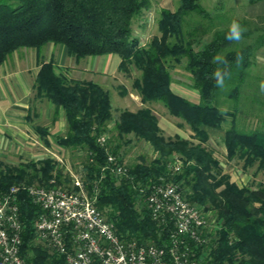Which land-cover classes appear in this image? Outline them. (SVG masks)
I'll return each instance as SVG.
<instances>
[{"label":"trees","instance_id":"16d2710c","mask_svg":"<svg viewBox=\"0 0 264 264\" xmlns=\"http://www.w3.org/2000/svg\"><path fill=\"white\" fill-rule=\"evenodd\" d=\"M200 1L180 0L176 10L164 9L158 22L161 36L145 46L135 35L134 25L150 8L151 0L0 2V68L19 49L50 44L65 46L68 55L77 60L120 56L119 71L130 73L134 68L140 73L133 87L144 106L136 112L124 110L115 118L111 95L103 86L57 73L53 59L41 64L33 87L35 99L52 103L56 115L64 112L67 131L56 143L82 155V174L77 176L88 194L96 197L95 205L125 238L159 245L167 241L170 227L153 220L138 187L161 178L181 183L187 201L213 212L220 225L207 256L199 252L202 264H264V183L255 188V183L240 187L232 182L222 174L220 161L207 145L210 131L222 133L229 162H243L245 169L256 166L255 175L264 174V76L252 72L258 52L264 49V17L234 16L229 24L209 22L187 28L190 15L209 16ZM233 21L245 29L241 40H247V45L222 54L235 43L225 38ZM218 55L228 63L214 62ZM183 64L199 93L198 101L173 90L172 71ZM216 70L229 73L223 88L212 78ZM220 92L234 102L232 108L222 109L223 99L219 107L216 98ZM152 104L162 105L168 116L188 125L193 138H166ZM36 131L49 145L48 131L41 126ZM102 134L109 137L104 147L97 142ZM134 140L149 143L158 157L151 162L142 158L129 167L120 152ZM174 154L184 162L183 171L175 176L168 165ZM109 155L126 165L128 178H117L107 170ZM62 160L64 164L52 158L17 166L0 163V195L15 185L49 188L52 180L68 188L64 182L68 178L71 183L73 178L64 172L67 159ZM18 196L22 257L29 264H63L36 240L34 224L42 208L24 189Z\"/></svg>","mask_w":264,"mask_h":264},{"label":"built area","instance_id":"2783aa9c","mask_svg":"<svg viewBox=\"0 0 264 264\" xmlns=\"http://www.w3.org/2000/svg\"><path fill=\"white\" fill-rule=\"evenodd\" d=\"M108 135L97 142L105 146ZM58 162L64 164L62 158ZM175 158L169 165L172 175L182 171ZM117 178H128L129 171L114 155L108 156L107 170ZM72 187L57 185H15L0 195V264H29L21 255L22 221L19 192L24 189L42 214L34 224L36 240L63 260V264H202L207 247L220 225L209 219L202 206L187 201L181 183L161 178L140 184L139 195L154 221L169 226L162 244L140 243L117 232L115 224L95 205L82 181L69 167Z\"/></svg>","mask_w":264,"mask_h":264},{"label":"rangeland","instance_id":"374dc122","mask_svg":"<svg viewBox=\"0 0 264 264\" xmlns=\"http://www.w3.org/2000/svg\"><path fill=\"white\" fill-rule=\"evenodd\" d=\"M10 1L14 2L15 0H0V2H6V3H10ZM234 2L238 3L239 0H226V1L201 0L200 4L202 5L203 8H205L208 11L209 16L206 19L203 17H198L197 14H192L187 18L185 22V26H187L188 28L189 25L194 26V25H198L199 23L205 25L208 24L209 22L210 24L219 23V22L229 24L234 16L244 18L242 10L238 11L236 9L237 7L235 6L236 4L232 5V3ZM179 5H180V0H151L150 8L143 12L142 16L135 22L134 25V33L136 36L140 38L143 46L150 44L155 37L161 36L158 25L159 19L161 17V12L164 9L176 10L179 7ZM233 7L235 9H233ZM209 37L211 36L209 35L205 39L207 40ZM245 45H247V40H240L239 42H235L233 45H231L226 50H224L222 54H226L228 51L231 50L240 49ZM54 46H55L54 56H58L57 55L58 48L56 45ZM50 47L51 44L46 45L40 49V55L42 56V58L47 57V51L48 48L50 49ZM22 50L23 48L19 49V52H21ZM24 50H30V52H34V51L36 52V49L26 48ZM71 60H72L71 61L72 65H74V60H76V58L72 57ZM91 60H96V59H91ZM67 66H68L67 64L60 61L59 67L63 69L61 70L62 73L64 72V68ZM94 66L95 69H97V65L94 64ZM252 72L255 76H264V49H261L258 52L257 65L253 67ZM65 75L69 77L68 73H66ZM139 75L140 73H138L134 68H131L130 73L117 71L111 76H106L100 74L99 72H93V75H88V79H92L94 82L98 84L99 82L103 83L100 85L103 86L110 93L114 116L115 118H117L120 115V113L124 110L137 111L139 108H142L144 106V105L142 106L140 105L139 99L137 98L136 95L132 96L129 94V93L132 94L138 93V91L133 86H134V79ZM172 76H173L174 91L194 101L195 100L194 96L197 95V92L192 87V78L189 72L186 70L185 65L183 64L177 66L172 71ZM33 92H32V98L33 96H35V91ZM224 95H225L224 92H220L216 98V100L218 101L217 103H219V101H221L222 99H223L222 101L225 102V103L221 102L224 105V106L222 105V107L219 103L218 104L219 107H221L222 109L232 108L234 106V102L226 100L223 97ZM136 102H138L139 105H137ZM33 104L34 105L32 108H34L38 112L41 109L44 112L46 111L45 106L41 107V105L39 104L38 101H36V99ZM151 108L158 115L160 127L162 129L163 135L166 138L176 139L177 137H181L187 140H191L193 138L191 128L180 119L168 116L162 105L152 104ZM32 123H34V125L42 127L45 126L46 124H49L50 119L47 120L45 118H41V119L34 118ZM113 126H114V122L110 124V129L108 132V135L110 137L112 134L110 130L113 129ZM210 136L211 138L207 145L208 148L214 152L213 153L214 157L220 161L221 167L223 169L222 174L228 175L231 181L237 183L240 187L249 186L255 183L254 186L255 188H257L261 183H264V174L262 172L255 175L256 166L250 169H245L243 166V162L237 163L236 161H230V162L228 161L222 133H218L216 131H210ZM29 146L31 150L25 149L23 150L24 153L19 151L20 154L16 152L9 155L0 154V163H3L8 166H17L19 164H27L31 161H39L47 158L57 159L59 157V158L67 159L68 162H66V164L74 174L76 175L82 174L81 171L83 164V157H81L82 155L71 153L70 151L65 149L50 148L49 146L46 145L41 147L40 145H36L34 140H29ZM27 151L29 152L26 153ZM120 156L122 160L130 167L138 162H141L142 158L146 162H151L152 160L158 157V154L154 151L153 147L149 143H146L144 141L134 140L133 143L129 145L126 149H122V151L120 152ZM175 158L179 159L182 162L181 166L183 171L184 162L179 154H174L171 157H169L168 165H170L173 162V159ZM65 170L66 169H64V172ZM64 184L67 185L68 187H72L71 186L72 182L70 183V180L68 178L65 180ZM203 209L205 210L207 217H209V219L216 218L213 212L207 211L205 208Z\"/></svg>","mask_w":264,"mask_h":264},{"label":"crops","instance_id":"0c3cea01","mask_svg":"<svg viewBox=\"0 0 264 264\" xmlns=\"http://www.w3.org/2000/svg\"><path fill=\"white\" fill-rule=\"evenodd\" d=\"M232 5H235L238 11L242 10L244 17H264V0H239L238 3L234 2ZM233 9L235 8L233 7ZM54 47V44H51L50 49L48 48L46 58H42L40 49H36V52H30V50H24L26 48H23L21 52L18 50L9 56L0 68V154L2 155H9L15 152L19 153V151L24 153L23 150L25 149L31 150L29 140H34L35 144L41 147L46 145L50 148L62 149L57 145L56 138L64 135L67 131L64 112L60 110L58 115H56L57 117H55L54 105L48 101L45 102L37 99L36 101L39 102L41 107L45 106L46 111L44 112L41 109L38 112L32 108L35 102V96L32 98L33 87L42 63L49 62L53 59L57 73H68L70 78L87 81H93L92 79H88V75H93V72L111 76L119 71L121 59L118 55L94 58L87 57L81 60L76 59L74 60V65H72V57L68 55L66 47L63 45L57 46L58 56H54ZM60 61L68 65L64 68L63 73L61 72L63 69L59 67ZM94 64L97 65V69H95ZM99 84L103 83L99 82ZM196 92L197 95L194 96V101H198L199 99V93L198 91ZM129 94L132 96L136 95L140 105H143L138 93ZM136 104L139 105L138 102ZM34 118L50 119L49 124L42 126L48 131L49 145L45 143L43 137L36 131L37 125L32 123Z\"/></svg>","mask_w":264,"mask_h":264},{"label":"clouds","instance_id":"9594fccd","mask_svg":"<svg viewBox=\"0 0 264 264\" xmlns=\"http://www.w3.org/2000/svg\"><path fill=\"white\" fill-rule=\"evenodd\" d=\"M245 29L241 26L240 23L233 21L231 25L229 26V30L226 34V39L230 42H239L242 38L243 32ZM214 62H223L224 64H227L228 62L226 60H223L221 56H216L213 58ZM228 71L224 70L223 72L220 70H216L213 73V79L216 81V86L219 88H223L225 86V78L228 76ZM262 91H264V84L261 85Z\"/></svg>","mask_w":264,"mask_h":264}]
</instances>
